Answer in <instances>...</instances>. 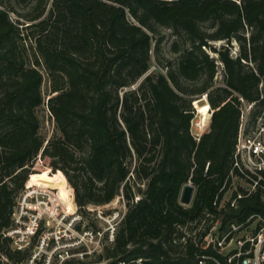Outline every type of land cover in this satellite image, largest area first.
<instances>
[{
    "label": "trees",
    "instance_id": "obj_1",
    "mask_svg": "<svg viewBox=\"0 0 264 264\" xmlns=\"http://www.w3.org/2000/svg\"><path fill=\"white\" fill-rule=\"evenodd\" d=\"M17 1L31 9L13 19L0 0V264L29 255L13 249L4 232L20 193L36 185L38 156L64 175L81 211L110 202L120 189L126 198L114 244L89 262L194 264L205 242L191 222L204 220L209 229L264 212L259 190L234 191L236 206L220 204L232 183L239 96L254 102L249 125L264 110V0ZM160 26L176 36L174 59L160 56ZM204 96L211 117L197 138L194 101ZM42 105L56 127L47 142ZM187 182L195 186L189 205L180 202Z\"/></svg>",
    "mask_w": 264,
    "mask_h": 264
},
{
    "label": "built area",
    "instance_id": "obj_2",
    "mask_svg": "<svg viewBox=\"0 0 264 264\" xmlns=\"http://www.w3.org/2000/svg\"><path fill=\"white\" fill-rule=\"evenodd\" d=\"M259 87L263 98V82ZM239 99L242 102L241 123L229 176L246 184L241 186L243 191L236 190L237 197L256 190L264 195V110L255 125H249L254 102L247 103L241 96ZM35 195L48 194L25 188L13 208L12 225L4 232L12 239L13 249L30 250L21 264H65L68 261H74L72 264H105L109 261L89 262L92 256L114 244L126 209H112L107 213L98 210L93 217L95 225L83 212H77V209L70 212L58 205L50 209L52 211L35 210L26 219L28 205L25 200ZM237 197L231 198L229 206H236ZM222 201L223 198L220 204ZM217 206L218 209L225 207ZM190 225L197 227L199 237L205 242L203 250L195 255L194 264H264V212H254L241 221L225 224L216 221L209 229L204 220L193 221ZM183 229L186 233V226ZM111 264L153 263L143 257H117Z\"/></svg>",
    "mask_w": 264,
    "mask_h": 264
},
{
    "label": "rangeland",
    "instance_id": "obj_3",
    "mask_svg": "<svg viewBox=\"0 0 264 264\" xmlns=\"http://www.w3.org/2000/svg\"><path fill=\"white\" fill-rule=\"evenodd\" d=\"M3 2H4L3 4H5L3 6L6 9H8L9 14L13 19H16L18 17L22 18L31 9V3L30 4L20 3L17 0H3ZM246 34L247 35L249 34L248 31H246ZM156 38L157 39L160 38L161 40L160 50H159L161 58L174 59L176 57V54L173 53L170 49H171L172 42L176 39V36L172 33L171 29L164 27V26H160L158 28V32L156 33ZM177 39L180 42H182V38H177ZM230 51L232 55L238 54L239 43L237 42V40L232 41ZM210 53L213 55L212 51H210ZM41 70L44 74L43 95H44V98L47 99L51 92L50 86H49L46 72L44 71L43 68H41ZM221 71H222V67L221 65H219L218 73L216 76V82L218 84H222V72ZM194 105L196 106V114H195L194 119L191 122V132L194 135L199 136L209 126V120L211 117L210 116L211 107L208 103L206 96L198 100H195ZM38 115L41 121L40 122L41 123L40 133L46 139V142H47V140L55 134V129H56L55 122L50 117V114L45 105H42L38 109ZM34 169L41 172L38 174H33L34 177H38V178H35L36 185L31 184L27 186L26 188H29L35 191H43V192H46L48 195L47 196L46 195L45 196L35 195L34 198L29 196V198L25 200V203H26L25 205H28L27 206L28 216L26 215V219H28L31 215V212H35V210H37V212L45 211V209H47L48 211H52L50 209H53L55 205H58L59 208L69 210L70 212H72L74 209H77V212L81 211L79 210L78 205L74 202L72 191L70 190L71 187L69 186L64 175L61 172L51 173L48 169V164L47 163L43 164L39 156L34 163ZM133 181H134V177L132 176L131 182ZM138 183L141 185V188H144V184L141 180H138ZM242 185H246V184L244 182L239 181L238 179L233 178L230 187L224 193L222 203L231 200L233 192L236 190H240V187ZM137 188H138L137 184L136 185L134 184V189L136 192H137ZM65 189H67L66 190L67 197L60 194ZM137 194L139 195V193ZM138 195L135 197V199L138 198ZM60 198L63 200L62 202ZM126 204H127L126 198L123 195L122 190L120 189L119 194H117L110 202L106 204H102V205L88 204L86 208H83L84 211H81V212H83V214H85L88 217L92 225H95L93 217H94V214L98 210H101L105 213L110 212L112 209L122 210V209H126V206H125ZM103 251L104 250H102L101 252ZM95 257H96V254L92 256L93 259ZM0 260L5 261V259L1 257V255H0ZM9 263L21 264L20 261H14V262L9 261Z\"/></svg>",
    "mask_w": 264,
    "mask_h": 264
},
{
    "label": "water",
    "instance_id": "obj_4",
    "mask_svg": "<svg viewBox=\"0 0 264 264\" xmlns=\"http://www.w3.org/2000/svg\"><path fill=\"white\" fill-rule=\"evenodd\" d=\"M194 191H195V186L191 182L185 183L181 190L180 202L182 204L189 205L192 201Z\"/></svg>",
    "mask_w": 264,
    "mask_h": 264
}]
</instances>
